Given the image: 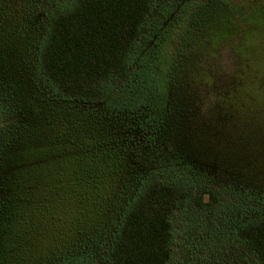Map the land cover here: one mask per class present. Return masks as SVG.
Instances as JSON below:
<instances>
[{
	"label": "trees",
	"instance_id": "obj_1",
	"mask_svg": "<svg viewBox=\"0 0 264 264\" xmlns=\"http://www.w3.org/2000/svg\"><path fill=\"white\" fill-rule=\"evenodd\" d=\"M66 1L0 0V264H168L172 212L227 197L262 205L233 229L264 264V182L235 151L264 118L251 7L180 0L171 55L166 15L138 49L159 0Z\"/></svg>",
	"mask_w": 264,
	"mask_h": 264
},
{
	"label": "rangeland",
	"instance_id": "obj_2",
	"mask_svg": "<svg viewBox=\"0 0 264 264\" xmlns=\"http://www.w3.org/2000/svg\"><path fill=\"white\" fill-rule=\"evenodd\" d=\"M36 1L42 15L51 9L60 8L67 3L66 0ZM195 1L197 2L198 0ZM233 1H235V5L251 7V21L253 22L254 29L255 26L257 27L252 37H261V43L258 46L259 50L255 46H252L251 50H249V55L252 52L258 58L260 56V59L263 57V60H260L259 63L263 62L264 66V0ZM158 2L160 3V6H158L159 11L154 14L149 24L143 27L141 31L142 37L138 41V49L146 47L149 42L148 38L153 36L156 27L162 21L163 15H166L169 17L168 23L165 21L161 24V30L165 33L170 25H172L171 28L174 26L177 28L176 31H173L169 40L168 52L172 55L179 48L182 36L181 27L186 23L185 19L183 22L179 20L182 1L159 0ZM162 4L165 5L162 6ZM178 25L179 27L181 26L180 29ZM220 32L225 36L228 33L227 29H221ZM256 41L254 40L253 42ZM252 43L250 42V46ZM218 60L224 78H228L234 70L230 49L221 50ZM251 60L253 62L254 58H251ZM259 103L260 110L263 111L264 101L262 100ZM233 109L235 110L234 114L236 118L241 119L242 111L238 113L237 106L234 103ZM258 116L257 120H255L251 118V114L249 113V117L246 119L251 120L247 121L244 125L248 136L247 142L245 145L237 146L235 151L240 153V155L248 152V157H241L247 159L244 167H241L244 169L243 175H250L252 181L264 182V118L263 115L260 116V113ZM118 126L115 125L114 127L117 128ZM225 136L224 139L231 136L235 142L239 140V138H236L237 135L234 134ZM236 143L238 144V142ZM261 162L263 164H260ZM256 206L246 209L244 204L239 200L227 197L220 203L215 204L211 209L206 206H199L194 201H189L183 208L174 210L171 214L174 229V251L168 264H255V255L237 238L233 226L236 221H244L256 215L257 211L262 209L260 207L262 205L257 204ZM95 264H103L102 255L100 258H96Z\"/></svg>",
	"mask_w": 264,
	"mask_h": 264
}]
</instances>
